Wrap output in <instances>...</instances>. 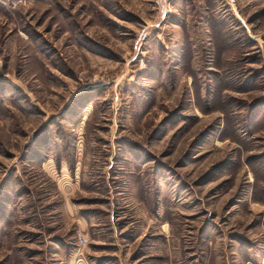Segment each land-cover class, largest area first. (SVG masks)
I'll return each instance as SVG.
<instances>
[{
  "label": "rangeland",
  "instance_id": "1",
  "mask_svg": "<svg viewBox=\"0 0 264 264\" xmlns=\"http://www.w3.org/2000/svg\"><path fill=\"white\" fill-rule=\"evenodd\" d=\"M0 264H264V0H0Z\"/></svg>",
  "mask_w": 264,
  "mask_h": 264
}]
</instances>
